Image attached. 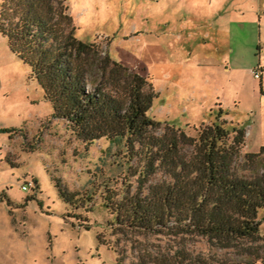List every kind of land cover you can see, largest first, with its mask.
<instances>
[{"label": "rangeland", "instance_id": "1", "mask_svg": "<svg viewBox=\"0 0 264 264\" xmlns=\"http://www.w3.org/2000/svg\"><path fill=\"white\" fill-rule=\"evenodd\" d=\"M66 2L78 38L95 41L147 78L156 92L151 116L194 134L221 108L229 125L245 128L242 153L264 144V0ZM51 112L29 66L0 33V264L246 258L199 235L119 227L103 195L106 187L123 189L128 176L122 145L105 137L85 144ZM57 180L76 197H91L74 206ZM128 180L133 190L134 176ZM24 182L31 185L24 189ZM257 217L264 236V206Z\"/></svg>", "mask_w": 264, "mask_h": 264}, {"label": "trees", "instance_id": "2", "mask_svg": "<svg viewBox=\"0 0 264 264\" xmlns=\"http://www.w3.org/2000/svg\"><path fill=\"white\" fill-rule=\"evenodd\" d=\"M0 33L29 66L53 117L65 119L85 144L105 137L122 145L120 164L134 176V189L127 176L123 189L106 187L103 195L119 227L199 235L246 255L210 264H264L257 217L264 206V144L242 153L245 128L229 125L221 108L194 134L151 116L156 92L147 78L95 41L78 38L66 0H0ZM57 185L74 206L91 197ZM139 261L118 256L115 264ZM192 264L208 263L201 257Z\"/></svg>", "mask_w": 264, "mask_h": 264}, {"label": "built area", "instance_id": "3", "mask_svg": "<svg viewBox=\"0 0 264 264\" xmlns=\"http://www.w3.org/2000/svg\"><path fill=\"white\" fill-rule=\"evenodd\" d=\"M254 74L256 76H260V72L256 69L254 70ZM29 185H31V182H24L21 184L22 188H24V189L28 188Z\"/></svg>", "mask_w": 264, "mask_h": 264}]
</instances>
